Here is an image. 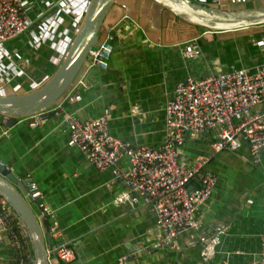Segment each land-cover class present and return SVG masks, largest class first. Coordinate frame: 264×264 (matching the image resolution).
<instances>
[{
    "label": "crops",
    "instance_id": "obj_1",
    "mask_svg": "<svg viewBox=\"0 0 264 264\" xmlns=\"http://www.w3.org/2000/svg\"><path fill=\"white\" fill-rule=\"evenodd\" d=\"M194 1L230 6L257 0ZM83 3L25 0L31 30L22 46L9 44L14 41L4 46L0 93L4 86L17 93L35 89L58 69L77 31ZM111 31L114 51L108 68L88 67L82 77L86 86L76 90L82 99L65 104L64 111L81 120L108 111L111 133L133 146L158 148L165 143V107L180 82L240 69L253 72L264 64V26L223 33L200 31L150 0H121L107 18L103 41ZM193 44L201 51L199 60L183 56V46ZM263 110L264 104L255 108ZM59 124V119L51 118L35 129L17 124L8 135L0 130V162L20 182L33 180L40 186L53 212L46 223L56 224L58 240L76 251L75 261L60 264H124L123 260L126 264H250L260 256L264 150L259 162L247 144L237 152L217 153L211 147L217 130L187 141L182 147L184 158L191 164L198 157L208 158L206 170L218 183L197 213L199 228L161 245L163 234L154 208L140 196L135 204L117 202L127 191L124 182L112 170L100 171L89 163L70 144L68 129ZM127 166L123 160L118 167ZM191 186H198L197 180ZM217 228L224 230L217 253L204 261L202 251L207 240L217 235ZM0 264H15V252L1 230Z\"/></svg>",
    "mask_w": 264,
    "mask_h": 264
},
{
    "label": "built area",
    "instance_id": "obj_2",
    "mask_svg": "<svg viewBox=\"0 0 264 264\" xmlns=\"http://www.w3.org/2000/svg\"><path fill=\"white\" fill-rule=\"evenodd\" d=\"M90 1L84 0L82 4L81 20ZM31 26L25 0H0V58L6 55L4 46L23 37L31 30ZM114 37L113 32H109L102 44L91 50L89 68H108L114 51ZM182 53L188 60H199L202 55L194 44L183 46ZM79 86H86L83 79L66 94L60 104L37 115L18 119L17 124H26L35 129L51 118L59 119V125L68 129L70 144L78 148L89 163L100 171L112 170L115 178L124 182L127 191L117 198V202L129 200L135 204L137 196H140L146 205L154 208L157 228L163 234L161 245L169 244L186 231L199 228L197 213L211 199L218 183V178L206 170L208 158L198 157L193 164L184 158L182 147L187 141L198 140L204 133L217 130L218 135L211 143L217 153L237 152L243 144H247L255 162H259L264 150V110L255 111L257 106L264 104V64L253 72L240 69L200 78L188 77L180 82L166 104L167 137L165 143L158 148L133 146L114 136L109 127L108 111L87 120L65 112V104L82 99L76 91ZM133 112L136 113L137 110L134 109ZM9 120L8 117L0 119L3 135L9 134L10 129L3 130ZM123 160L128 162V166L121 169L118 166ZM0 166L8 168L4 162H0ZM196 180L199 181L198 186L190 190L189 187ZM24 183L28 196L39 203L41 220L48 222L53 218V212L44 201L40 186L33 180H26ZM50 228L52 239L47 246L49 261H75V249L58 240L61 234L56 224ZM0 230L8 236L15 252V264H35L24 224L12 207L1 199ZM216 230L217 235L207 240L202 251L204 261L211 260L217 253L220 235L224 230ZM126 262L123 260L124 264ZM250 264H264V235L261 254Z\"/></svg>",
    "mask_w": 264,
    "mask_h": 264
},
{
    "label": "water",
    "instance_id": "obj_3",
    "mask_svg": "<svg viewBox=\"0 0 264 264\" xmlns=\"http://www.w3.org/2000/svg\"><path fill=\"white\" fill-rule=\"evenodd\" d=\"M176 18L209 33L233 32L264 26V1L248 4H199L191 0H150ZM121 0H91L80 21L62 64L44 83L30 91L4 86L0 94V119L8 117L3 130L14 128L18 119L28 118L60 104L80 82L88 69L92 49L102 44V34L111 11ZM197 182H199L197 180ZM190 190L193 186L189 187ZM0 199L8 203L24 224L34 253L35 264H60L49 261L47 243L50 226L41 220L39 203L27 193L24 182L0 166Z\"/></svg>",
    "mask_w": 264,
    "mask_h": 264
},
{
    "label": "rangeland",
    "instance_id": "obj_4",
    "mask_svg": "<svg viewBox=\"0 0 264 264\" xmlns=\"http://www.w3.org/2000/svg\"><path fill=\"white\" fill-rule=\"evenodd\" d=\"M26 39H27V37L24 36V37H22V38H20V39H18L16 41H14V42H12V43H9V44L10 45H17L18 44V45L22 46L26 42ZM50 74H51L50 76H52L54 74V72H50ZM29 91H30V89H29Z\"/></svg>",
    "mask_w": 264,
    "mask_h": 264
}]
</instances>
